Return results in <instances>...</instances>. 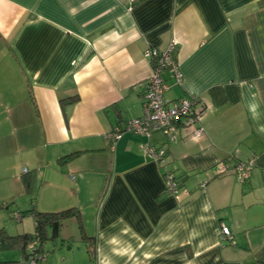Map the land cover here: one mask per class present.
<instances>
[{
	"label": "crops",
	"instance_id": "crops-1",
	"mask_svg": "<svg viewBox=\"0 0 264 264\" xmlns=\"http://www.w3.org/2000/svg\"><path fill=\"white\" fill-rule=\"evenodd\" d=\"M137 1L0 0V159L17 157L16 181L35 170L39 191L56 186L49 209L34 202L38 210H79L77 227L95 238V264H257L264 0ZM170 40L182 80L165 73V98L196 97L204 135L106 137L141 116V82L152 71L144 53ZM141 144L164 146V164ZM227 154L254 159L247 182L230 171L216 175ZM165 169L183 176L176 196L162 195ZM221 224L233 242L221 240ZM33 228L34 221L21 234ZM50 235L46 227L40 264L52 261ZM19 252L0 248V264H23Z\"/></svg>",
	"mask_w": 264,
	"mask_h": 264
},
{
	"label": "built area",
	"instance_id": "built-area-1",
	"mask_svg": "<svg viewBox=\"0 0 264 264\" xmlns=\"http://www.w3.org/2000/svg\"><path fill=\"white\" fill-rule=\"evenodd\" d=\"M131 3L135 0H129ZM168 47L159 49L149 47L145 51V57L151 61V74L141 82L140 98L142 103V114L139 117L131 118L123 126L115 127L112 133L106 135L110 139H117L123 131H131L149 137L153 133L164 134L168 142H175L180 129L188 130L194 138L204 135V128L200 125L199 101L194 96L166 99L165 92L169 88L168 79L164 78L169 72L177 83L182 80L179 61L175 56L177 41L170 40ZM164 146H153L141 144L140 151L158 165L164 164L166 157ZM253 159L240 162L235 171L241 183L248 177L253 167ZM224 169V166H222ZM221 170V169H220ZM163 175V192L166 195L176 196L179 191L180 178L171 170L165 169ZM205 182L200 184L204 186ZM18 214H16V217ZM219 235L222 241L233 239L230 229L221 224ZM35 240L28 244L30 250L25 264H40L46 260V255L33 249ZM232 242V241H231Z\"/></svg>",
	"mask_w": 264,
	"mask_h": 264
},
{
	"label": "rangeland",
	"instance_id": "rangeland-1",
	"mask_svg": "<svg viewBox=\"0 0 264 264\" xmlns=\"http://www.w3.org/2000/svg\"><path fill=\"white\" fill-rule=\"evenodd\" d=\"M23 154L28 155L27 152H24ZM16 158L10 155L0 159V202L9 203V209L11 210L10 212H8L5 208L0 209V227H4L3 229L6 230L8 234L21 233L22 230L25 229L26 231H31V227H33L32 218L29 216H25L19 221L16 217V214H18L19 211H25L26 209L32 207L33 204H31V199L33 200V202L38 203L37 206L40 204L41 208L49 209L50 206H45V204L49 203V200L54 193V191L52 190L53 188H56L55 185H50L39 191L41 180L39 179V176L38 178L36 176L33 190L29 193L24 192V187L21 181L14 180L12 176L14 173L12 168L14 167V164L16 162ZM253 163H255L254 159ZM219 165L220 166L218 170L221 169V172L223 173L230 171L234 173L240 181L238 173L235 171V167L237 165L234 167H228L229 165L226 163H219ZM222 166H224V169H222ZM250 175L251 170L250 174L243 182H247L250 178ZM67 190L68 189L65 187L64 191L67 192ZM60 207L61 209H63L62 207L68 206ZM77 225L78 224L74 216L69 217L63 222V226L61 228L57 242H53L49 239L45 241V250H48L52 256V258L50 259L52 260L50 264H90L88 262L90 258L88 252L86 251L90 243L87 238L85 240L81 239V232ZM85 234L88 237L90 236L86 232Z\"/></svg>",
	"mask_w": 264,
	"mask_h": 264
},
{
	"label": "trees",
	"instance_id": "trees-1",
	"mask_svg": "<svg viewBox=\"0 0 264 264\" xmlns=\"http://www.w3.org/2000/svg\"><path fill=\"white\" fill-rule=\"evenodd\" d=\"M74 97H75L74 99L75 101L78 97L77 95H75ZM166 155H167V150H166ZM240 162H243V160L237 159L236 156H234L233 154H227L219 161V163L228 164L229 165L228 167H234ZM34 171L35 170H29L28 172L22 173L21 181H23L24 183V192L29 193L33 190L35 184ZM222 173L223 172L219 170L217 171L216 175H220ZM178 177L181 179L178 186L181 187L180 185L182 184L183 176H178ZM162 195L168 196L164 192H162ZM31 201H32L31 204H33L32 207L26 209L25 211H19L17 218L20 221L21 218L25 216L31 217L32 220L34 221L33 232L31 233L25 232L22 234L21 233L8 234L7 231L3 229L4 227H0V248H11L14 246H18L20 249L19 253H21V255L24 258L23 264H25V260L29 256L30 250L28 249L27 246L32 240L36 241L35 247H33V249L38 252L42 251V249L39 246L40 243L39 241L42 242L47 237L46 227L51 229L50 239H56V237L59 235L63 222L67 218L74 216V218L77 219L78 222H80L79 210L76 207H68L58 211H41L37 209L32 199ZM8 204L9 203L7 202H0V209L5 208L8 212H10L11 210L9 209ZM81 233H82L81 239L85 240L87 238L89 240L90 245L86 251H88L90 263L95 264L94 262L96 260L95 238L94 236L92 237L86 236L82 231V229H81ZM224 241L233 242V239L224 240ZM254 256L257 264H264V245L261 246V248L257 251V253H255Z\"/></svg>",
	"mask_w": 264,
	"mask_h": 264
}]
</instances>
